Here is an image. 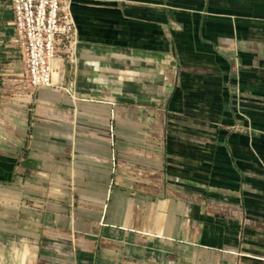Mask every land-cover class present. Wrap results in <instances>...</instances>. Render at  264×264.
Masks as SVG:
<instances>
[{
    "label": "crops",
    "instance_id": "0c3cea01",
    "mask_svg": "<svg viewBox=\"0 0 264 264\" xmlns=\"http://www.w3.org/2000/svg\"><path fill=\"white\" fill-rule=\"evenodd\" d=\"M62 1L73 95L0 0V264H264V0Z\"/></svg>",
    "mask_w": 264,
    "mask_h": 264
},
{
    "label": "built area",
    "instance_id": "2783aa9c",
    "mask_svg": "<svg viewBox=\"0 0 264 264\" xmlns=\"http://www.w3.org/2000/svg\"><path fill=\"white\" fill-rule=\"evenodd\" d=\"M15 47L21 73L15 81L22 94L38 89H60L65 72L77 73L78 30L69 5L62 0H10Z\"/></svg>",
    "mask_w": 264,
    "mask_h": 264
},
{
    "label": "rangeland",
    "instance_id": "374dc122",
    "mask_svg": "<svg viewBox=\"0 0 264 264\" xmlns=\"http://www.w3.org/2000/svg\"><path fill=\"white\" fill-rule=\"evenodd\" d=\"M18 51V50H17ZM21 67V66H20ZM23 95H26V93L24 92Z\"/></svg>",
    "mask_w": 264,
    "mask_h": 264
},
{
    "label": "bare ground",
    "instance_id": "6f19581e",
    "mask_svg": "<svg viewBox=\"0 0 264 264\" xmlns=\"http://www.w3.org/2000/svg\"><path fill=\"white\" fill-rule=\"evenodd\" d=\"M16 263V262H15Z\"/></svg>",
    "mask_w": 264,
    "mask_h": 264
}]
</instances>
